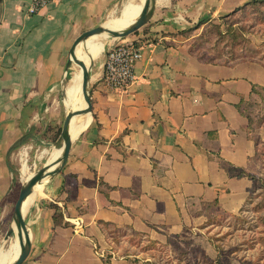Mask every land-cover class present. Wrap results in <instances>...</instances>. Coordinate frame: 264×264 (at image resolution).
<instances>
[{
    "label": "crops",
    "instance_id": "crops-1",
    "mask_svg": "<svg viewBox=\"0 0 264 264\" xmlns=\"http://www.w3.org/2000/svg\"><path fill=\"white\" fill-rule=\"evenodd\" d=\"M31 1L0 0V242L26 183L28 168L19 162L28 154L38 159L60 116L73 42L104 21V28L117 23L129 2L53 0L28 15ZM153 1L147 22L127 37L141 49L127 90L102 83L104 54L91 64V121L24 215L30 250L22 264H105V253L110 264H127L106 251L108 231L162 241L184 229L191 207L235 213L246 202L251 183L243 171L254 145L237 106L264 85V69L206 63L188 52V41L201 23L253 0ZM18 235L19 255L25 235Z\"/></svg>",
    "mask_w": 264,
    "mask_h": 264
},
{
    "label": "rangeland",
    "instance_id": "rangeland-1",
    "mask_svg": "<svg viewBox=\"0 0 264 264\" xmlns=\"http://www.w3.org/2000/svg\"><path fill=\"white\" fill-rule=\"evenodd\" d=\"M121 10L113 16H119ZM196 28L188 41V52L198 60L227 64L254 62L264 69V4L247 6L226 18L207 21ZM117 39H108L100 55ZM71 65L70 60L66 72L69 73ZM67 79L65 75L57 110L60 116L56 117V126L49 131L45 142L48 145L38 159L28 154L19 162L25 161L28 168L24 178L37 173L52 149L61 146L62 138L57 136V129L62 126L66 113L72 110L70 105L66 109L62 103ZM240 108L249 120L248 135L254 145L247 172L243 171L251 184L242 208L227 213L212 204L191 207L190 220L184 229L178 234L166 235L162 241L127 230H111L107 232L106 251L116 258H123L127 264H264V85L256 86L253 95ZM51 139H56L58 145L54 146ZM17 198L16 192L15 202ZM15 238L13 234L1 241L0 248L6 250Z\"/></svg>",
    "mask_w": 264,
    "mask_h": 264
},
{
    "label": "bare ground",
    "instance_id": "bare-ground-1",
    "mask_svg": "<svg viewBox=\"0 0 264 264\" xmlns=\"http://www.w3.org/2000/svg\"><path fill=\"white\" fill-rule=\"evenodd\" d=\"M145 0H129L127 13L124 16H121L117 23L106 26V29L114 31H123L130 27L139 17L143 4ZM108 39H115L114 36L110 35L108 32H101L99 34L93 35L91 38L86 39L81 45L72 53L71 62L73 65L69 68V73L67 71L66 84L68 88V99L72 107V111H77L84 109L86 107V102L82 93V87L80 85L83 79V66L79 63H82L87 69L91 67L92 61L97 58L102 52L104 45ZM71 89V90H70ZM91 116L89 113L77 114L73 116L69 123L68 135L71 139L76 138L90 123ZM62 147L53 148L49 153L48 161H51L57 158L59 153H62ZM32 174H28L24 180L27 182ZM47 178L42 179L36 183L30 192L24 198L21 204V214L25 215L29 206L34 202V200L41 195L45 188V183ZM14 230V236H17L18 230L16 223L12 224ZM4 248H0V264H13L18 256L20 243L16 239L13 242L11 241L4 253Z\"/></svg>",
    "mask_w": 264,
    "mask_h": 264
},
{
    "label": "water",
    "instance_id": "water-1",
    "mask_svg": "<svg viewBox=\"0 0 264 264\" xmlns=\"http://www.w3.org/2000/svg\"><path fill=\"white\" fill-rule=\"evenodd\" d=\"M153 0H145L141 13L137 20L127 29L123 31H114L110 29L104 28L102 25L97 26L95 28H92L90 30H87L83 32L79 37L75 39L73 42V45L70 49V55L69 58L72 56V50L82 41L85 40L87 37L94 35V34H99L101 32H108L110 35L114 36L115 38L122 39L124 37L132 35L135 31L140 29L146 22H147V16H148V10L150 9V5L152 4ZM71 60V58H70ZM83 66V81H82V93L86 102V107L81 110L77 111H71L66 114L63 125H62V132H61V138H62V154L60 157L55 158L51 161H48L44 164V166L35 174H33L30 179L25 183V185L21 188L20 193L18 195V198L15 202L14 206V216H15V221L18 230V238L20 239V232H23L25 235V243L22 244L21 246V251L20 254L18 255L16 261L13 264H22L25 259L28 256L29 250H30V244H29V236L26 228V223L24 221V216L21 214V204L26 197V195L30 192V190L33 188V186L41 181L44 178H47L55 173H57L65 164L71 144H72V139L68 135V126L70 123V120L73 116L77 114H83V113H90L91 111V102L90 98L88 96V78H89V71L87 68L82 64L79 63ZM59 165V167L54 168V166ZM14 233L13 228H11L6 235V238L8 239L11 234Z\"/></svg>",
    "mask_w": 264,
    "mask_h": 264
},
{
    "label": "built area",
    "instance_id": "built-area-1",
    "mask_svg": "<svg viewBox=\"0 0 264 264\" xmlns=\"http://www.w3.org/2000/svg\"><path fill=\"white\" fill-rule=\"evenodd\" d=\"M52 1L32 0L26 13L36 14ZM103 54L102 83L114 93H124L134 81V68L141 58L140 47L133 40L117 39Z\"/></svg>",
    "mask_w": 264,
    "mask_h": 264
},
{
    "label": "trees",
    "instance_id": "trees-1",
    "mask_svg": "<svg viewBox=\"0 0 264 264\" xmlns=\"http://www.w3.org/2000/svg\"><path fill=\"white\" fill-rule=\"evenodd\" d=\"M259 4H264V0H260V1H257V0H253V1H250V2H248V3H246V4H244L243 6H241V7H239V8H237V9H235L234 11H232L231 13H229V14H227V15H225V16H223V18H226V17H228V16H230V15H232V14H234V13H236L238 10H243L245 7H247V6H254V5H259ZM136 32V31H135ZM134 32V33H135ZM199 60H201V61H204V62H206V63H216V62H214L213 60H202L201 58L199 59ZM216 64H227V63H216ZM255 92V87L253 86L252 87V93H254ZM245 101H242V102H240L239 104H238V110H239V112L247 119V127H246V131H247V135H248V126H249V120H248V118L246 117V115H244V113L242 112V109L240 108L241 107V105L244 103ZM248 137H249V135H248ZM245 174V173H244ZM246 175V174H245ZM247 176V175H246ZM105 264H110V261H109V257L108 258H106V260H105Z\"/></svg>",
    "mask_w": 264,
    "mask_h": 264
}]
</instances>
